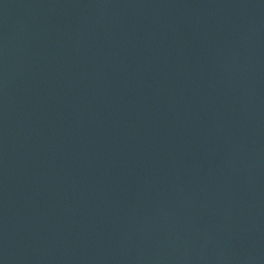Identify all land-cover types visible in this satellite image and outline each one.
I'll return each instance as SVG.
<instances>
[{
  "label": "water",
  "instance_id": "obj_1",
  "mask_svg": "<svg viewBox=\"0 0 264 264\" xmlns=\"http://www.w3.org/2000/svg\"><path fill=\"white\" fill-rule=\"evenodd\" d=\"M0 264H264V0H0Z\"/></svg>",
  "mask_w": 264,
  "mask_h": 264
}]
</instances>
